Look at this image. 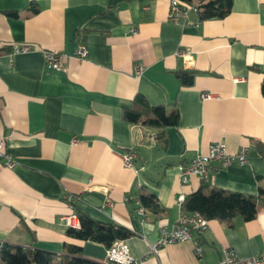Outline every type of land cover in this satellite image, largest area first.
<instances>
[{"label":"crops","instance_id":"obj_1","mask_svg":"<svg viewBox=\"0 0 264 264\" xmlns=\"http://www.w3.org/2000/svg\"><path fill=\"white\" fill-rule=\"evenodd\" d=\"M170 1L0 0V134L16 162L0 161V240L9 250L44 249L57 262L66 243H78L82 256L112 264L102 243L67 236L61 216L78 204L131 229L125 240L141 264H215L227 247L264 255V204L249 220L210 219L194 235L202 256L194 240L149 253L161 225L175 224L178 196L204 180L182 183L179 164L213 142L229 153L246 147L247 161L214 162L204 181L256 196L264 189V0H233L226 16L205 20L190 8L192 24L170 19ZM13 43L31 50L11 54ZM79 44L88 50L83 58ZM46 51L61 54L64 67L49 68ZM181 69L195 72L191 83H181ZM137 94L178 108L166 147L156 127L124 119ZM130 148L140 154L132 167L122 159ZM140 187L157 194L160 212L135 211L136 200L126 198Z\"/></svg>","mask_w":264,"mask_h":264},{"label":"trees","instance_id":"obj_2","mask_svg":"<svg viewBox=\"0 0 264 264\" xmlns=\"http://www.w3.org/2000/svg\"><path fill=\"white\" fill-rule=\"evenodd\" d=\"M181 4L192 5L195 0H179ZM233 0H199L198 15L201 20L222 18L226 16L232 7ZM194 71L178 70L176 72L181 83L188 84L193 81ZM261 90L264 94V78L261 82ZM125 120L135 123L142 121L146 126L156 127L157 140L165 147L167 145L166 129L175 126L179 122L178 108L168 110L163 104H150L142 94H137L135 104L126 107L123 111ZM264 154V148L260 147ZM139 199L146 210L160 212L158 196L140 187L135 195H128V202L135 203ZM264 204V189L260 188L259 194H245L217 186H211L207 181L186 195L183 209L187 212H200L208 220L218 219L231 221L237 216L249 220L255 217L259 208ZM73 213L78 216L79 226H69L67 236L80 241L91 240L102 243L108 249L118 239H127L134 233L128 227L113 221H101L93 218L83 207L73 205ZM66 253L55 262L56 255L44 250L33 249L16 251L9 250L6 246L0 256V264H103L99 261L86 258L81 255L83 246L78 243H66Z\"/></svg>","mask_w":264,"mask_h":264},{"label":"built area","instance_id":"obj_3","mask_svg":"<svg viewBox=\"0 0 264 264\" xmlns=\"http://www.w3.org/2000/svg\"><path fill=\"white\" fill-rule=\"evenodd\" d=\"M193 8L198 13V4L192 5L181 4L179 0L170 1L169 17L174 22H185L186 24H192L187 19L188 10ZM31 50V46L28 44L13 43L11 54L19 52H27ZM88 50L85 44H79L77 55L83 58L87 55ZM178 54L183 58H189L190 54L186 50H179ZM45 61L49 68L62 69L64 67L63 56L61 54L46 51ZM143 66L141 64L136 65V71L141 72ZM203 98H209L212 95L210 93H203ZM5 136L0 134V161L5 160V164L9 167H14L15 160L5 150ZM78 138L74 137L73 141ZM247 149L242 147L235 153H229L225 142L217 141L210 144L206 153L197 154L188 162H182L179 164V176L182 183H188L193 176H197L201 179L208 180L212 174V164L214 162L226 165L237 159L241 163L247 161ZM140 158V154L136 148H130L122 153V159L125 166L132 167L135 162ZM185 194H180L177 198V205L179 207V213L175 224L172 228L168 229L166 225H161V237L154 243L149 245V253L157 254L159 249L168 243L180 242L186 240H194V235H202L209 226V220L203 216L200 212H187L183 209L185 201ZM69 198V196H68ZM128 200V198H126ZM135 211L139 214L144 213V207L140 200L136 199ZM67 226L77 227L79 226V219L75 213L61 216ZM196 254L202 256L204 253L203 246L195 239ZM5 248V244L0 240V256ZM106 259L112 264H141L139 260L132 254L130 246L125 239L116 240L113 245L107 249ZM167 264H171L170 262ZM215 264H264V255L256 256H241L232 247L224 249L221 258Z\"/></svg>","mask_w":264,"mask_h":264}]
</instances>
